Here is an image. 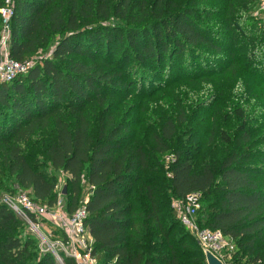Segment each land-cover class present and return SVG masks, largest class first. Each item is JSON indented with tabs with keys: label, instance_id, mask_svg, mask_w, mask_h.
Returning a JSON list of instances; mask_svg holds the SVG:
<instances>
[{
	"label": "trees",
	"instance_id": "1",
	"mask_svg": "<svg viewBox=\"0 0 264 264\" xmlns=\"http://www.w3.org/2000/svg\"><path fill=\"white\" fill-rule=\"evenodd\" d=\"M13 1L10 56L26 61L55 47L0 83V264H60L50 252L38 257L37 238L2 201L19 188L53 207L59 171L68 176L70 214L85 195L99 264H207L173 206L192 192L202 193L200 226L264 264L259 0ZM225 52L241 56L230 59L229 99L221 101L209 82ZM167 79L197 90L188 99L155 97ZM134 94L155 97L143 121L127 116ZM159 99L160 109L152 103ZM198 109L212 121L211 155L190 129ZM65 264L75 263L66 256Z\"/></svg>",
	"mask_w": 264,
	"mask_h": 264
},
{
	"label": "built area",
	"instance_id": "2",
	"mask_svg": "<svg viewBox=\"0 0 264 264\" xmlns=\"http://www.w3.org/2000/svg\"><path fill=\"white\" fill-rule=\"evenodd\" d=\"M2 27L0 31V83L11 81L20 74L27 73L36 63L39 57L26 61H18L10 56L11 41V20L14 15V1L5 0L1 9ZM263 14V13H262ZM257 17H262L260 13H254ZM40 59V58H39ZM173 159L170 155L168 162ZM2 201L13 209L17 215L26 223L37 225L38 217L46 212L53 216V219L65 233V239L56 238L52 244L54 249L59 246V251H52L60 264H65V257L74 260L75 264H99L96 254H94L95 239L93 238L86 219L89 215L87 206L79 207L71 214L63 212H50L49 208L39 210L36 202L26 193L17 196L4 195ZM61 200L56 204L60 205ZM55 204V205H56ZM178 217L182 223L195 235L200 246L205 251L215 255L223 264H241L236 260L235 242L224 235L221 230H212L200 226L197 214L202 205V193H189L184 199L175 202ZM43 211V212H42ZM261 260L246 262L242 264H260Z\"/></svg>",
	"mask_w": 264,
	"mask_h": 264
},
{
	"label": "rangeland",
	"instance_id": "3",
	"mask_svg": "<svg viewBox=\"0 0 264 264\" xmlns=\"http://www.w3.org/2000/svg\"><path fill=\"white\" fill-rule=\"evenodd\" d=\"M253 13L252 15H254V13H260V15H263L259 20L262 21L264 20V0H259L254 8H253ZM263 13V14H262ZM117 22L116 19L112 18L108 21H101L102 25L107 26H113L115 23ZM54 44H52L51 46H49L48 48H41L39 53L34 56L35 57H39L41 58H45V57H51L52 56V52L54 49ZM238 56H241L239 54V52H235V56H230L227 55V52H225L224 54H221L217 57H215V62L216 65H213V68L216 72V75L212 78V81H210L209 83H211L217 90L221 91V94L219 96V99L221 101L224 100H228L229 96H228V84H229V74H230V67L229 62L230 59H235ZM38 58V59H39ZM36 59V58H35ZM229 59V61H228ZM164 88L161 90V92H159L155 97H157L160 93L163 92V94L168 95V97H172L173 99H178L181 97H185L186 99L188 98H192L194 96V92L197 90V87H193L191 86L189 83H187L185 80H165V84L163 86ZM152 97V96H151ZM147 97L149 99H154L155 97ZM146 97L143 98L139 95H132L131 98V105H129L130 109L128 111L127 116H129V119H135V120H144L146 117V114L144 113L145 111V107L149 106L147 104V101H149V99H147ZM160 101L159 100H154L153 106L158 104V108L160 109ZM156 107V106H154ZM211 119L206 116L205 114V110L202 109H198V111H195L191 117V127L190 129H197V131L201 134L202 136V141H201V147H203V153L205 155H211L212 153H214L213 151V146H214V141L213 142H208L209 136H210V131H211ZM186 129V128H185ZM204 155V156H205ZM170 156V155H169ZM168 155L164 156V160L166 162V164L168 163ZM68 176L65 172L63 171H59L58 172V184H57V188L56 191L58 193V199L61 200L60 205L56 204L53 207H48L46 203H38L36 202V204L38 205V209L43 210L46 208H49L50 212H63V213H67L70 214L67 211V206H68V199L66 198V195L68 193V184H67V180ZM66 186V190L67 193H64V188ZM88 192V189L85 190V192ZM6 195H13V196H17L21 193H26L28 196H30L28 194L27 190H21L19 188H17V192L11 193V192H4ZM31 197V196H30ZM85 197V195H84ZM84 197L82 196L80 202H79V207L83 206L85 203ZM176 202V201H175ZM175 202L173 203L174 208L176 209V205ZM43 212V211H42ZM44 214V215H43ZM43 216H39L38 217V221L36 222L37 225L39 227H36L34 225L28 224V227L26 228V231L28 233H31L34 237L37 238L38 240V246H39V255L38 257L40 258L42 255L50 252L54 255V253L52 251L57 250L59 251L61 249V247L57 246L55 249L52 246L54 240L56 238H62L65 239V233L64 231L59 228V226L57 225V223L55 222V220L53 219V216H51L50 214L46 212L42 213ZM187 228V227H186ZM188 229V228H187ZM236 245V244H235ZM237 249V253H236V260L239 261V263H246V262H250L251 260H248L247 258H250L248 255H243L242 257L239 256L240 254V248L237 245L236 246ZM239 251V252H238ZM242 253V252H241ZM56 261L58 263H60L56 256L54 255ZM263 264V263H260Z\"/></svg>",
	"mask_w": 264,
	"mask_h": 264
},
{
	"label": "water",
	"instance_id": "4",
	"mask_svg": "<svg viewBox=\"0 0 264 264\" xmlns=\"http://www.w3.org/2000/svg\"><path fill=\"white\" fill-rule=\"evenodd\" d=\"M64 193H67L66 186L64 188ZM207 264H223L215 255L210 252L206 253Z\"/></svg>",
	"mask_w": 264,
	"mask_h": 264
}]
</instances>
